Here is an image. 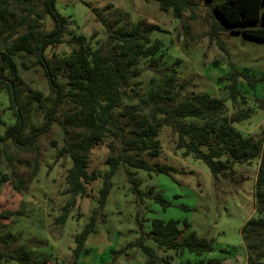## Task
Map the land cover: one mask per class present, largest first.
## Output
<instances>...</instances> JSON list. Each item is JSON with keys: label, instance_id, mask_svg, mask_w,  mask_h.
Masks as SVG:
<instances>
[{"label": "rangeland", "instance_id": "rangeland-1", "mask_svg": "<svg viewBox=\"0 0 264 264\" xmlns=\"http://www.w3.org/2000/svg\"><path fill=\"white\" fill-rule=\"evenodd\" d=\"M216 1L191 0L192 12L183 11L176 18L171 9L161 11L156 0H56V9L67 20V33L62 43L49 46L45 53L48 57L61 56L87 41L93 47L105 46L107 25L113 31L121 25L130 28L139 21L156 24L161 30L153 31L150 36L152 40H161L157 52L159 62L151 66L147 58L140 60V75L124 88L127 97L121 100L115 115L126 105L137 102L139 96H146L158 77L170 68L176 71L180 96L189 92L209 93L222 98L232 112L234 108L225 88L228 81L218 78L228 74L233 64L256 79L252 88L239 78L238 86L246 99L240 107L252 110L234 126L244 133L259 136L264 129V41L221 29L222 24L212 10ZM213 31L223 48L211 35ZM31 59L33 56L27 58L28 64ZM18 74L21 78L16 91L18 105L25 118L24 133H28L44 124L52 95L37 66L23 70L18 64ZM29 88L41 91L45 99L28 103ZM70 105L66 102L57 111V118L61 119V113ZM14 121L9 97L3 88L0 91V132ZM67 129L64 132L55 121L29 148L18 149L10 141L0 145V264H22L8 257L21 248L29 252L31 264L46 261L51 264H145L148 256L142 246L149 247L155 257L167 260L168 264L199 259L201 264L246 263L241 228L255 214L258 160L235 164L233 173L218 177L214 182L207 165L192 155H182V150L175 147L177 136L169 126L160 128L159 154L144 153L143 156L151 164H167L175 170L157 173L121 163L109 179L108 194L96 217L94 230L84 241L83 249L87 252L74 257V235L82 231L93 208L98 206L104 175L109 170L105 163L110 153L108 143H114L115 152L120 143L109 135L92 147L86 170L88 173L97 171L99 176L86 184L87 196L72 197L65 192L71 159L66 153L58 157L65 139L76 130ZM156 194L163 202L155 199ZM73 199L74 206L66 220L60 222L62 207ZM154 219H176L180 227H184L186 221L189 226L184 227L180 239L193 230L199 237L212 239L213 249L196 256L158 247L149 235ZM210 258L219 261L210 262Z\"/></svg>", "mask_w": 264, "mask_h": 264}, {"label": "trees", "instance_id": "trees-1", "mask_svg": "<svg viewBox=\"0 0 264 264\" xmlns=\"http://www.w3.org/2000/svg\"><path fill=\"white\" fill-rule=\"evenodd\" d=\"M156 1L161 11L171 9L176 18L183 11L193 10L191 0ZM55 3L56 0H0V91L6 89L9 108L15 116V121L3 133L0 132V145L10 141L18 149L29 148L55 121L63 127L64 132L68 131L67 127L76 129L69 139H65L58 157L66 153L71 159L65 177L68 185L65 192L72 197H85L86 184L99 176L97 171L88 173L86 170L90 150L109 135L120 143L116 152L114 143H108L110 153L105 163L109 165V170L104 175L98 206L93 208L82 231L74 235V257L87 252L83 249L84 241L94 230L96 217L108 194L109 179L121 163L157 173L175 170L167 164H151L143 156L144 153L149 156L159 154L160 128L169 126L177 136L175 147L182 150V155H192L207 165L214 182L218 177L233 173L235 164L258 160L254 183L255 214L243 224L241 237L247 252L245 264H264V129H261L259 136H255L234 126L248 117L252 110L250 107H240L246 103V99L240 92L239 78L252 88L256 79L233 64H230L228 74L218 78L219 81H228L225 88L234 108L229 112L222 98L209 93L189 92L180 96L176 71L170 68L158 77L146 96H139L137 102L126 105L115 115L121 100L127 97L124 88L130 80L140 75V60L147 58L151 66L159 62L157 52L161 40H152L150 35L161 28L144 21L130 28L121 25L113 31L107 25L105 46L93 47L87 41L67 54L48 57L46 49L62 43L67 33V20L58 12ZM212 10L222 24L221 29L264 41V0H217ZM101 20L104 21L102 17ZM211 35L223 48L217 33L213 31ZM32 56L28 64L27 58ZM214 63L217 64V61ZM18 64L23 70L37 66L52 95L45 111L44 124L32 128L28 133H24L25 118L16 92L21 82ZM44 99L45 96L38 89H28V103ZM66 102L71 105L61 113L62 118L59 119L56 113ZM155 199L163 202L159 194ZM74 204V199L66 201L58 217L60 222L66 220ZM179 223L176 219H154L149 235L158 247L178 253L185 251L201 256L213 249L212 239L199 237L193 230L180 239L184 227L189 224L184 221V227H180ZM142 248L148 256L145 264L159 261L168 264L167 260L155 257L149 247ZM8 257L22 264L32 263L29 252L24 248ZM208 260L219 261L217 258ZM201 262L199 259L186 261L185 264Z\"/></svg>", "mask_w": 264, "mask_h": 264}, {"label": "crops", "instance_id": "crops-1", "mask_svg": "<svg viewBox=\"0 0 264 264\" xmlns=\"http://www.w3.org/2000/svg\"><path fill=\"white\" fill-rule=\"evenodd\" d=\"M86 251H87V250H86ZM184 252H185V251H184ZM45 264H51V263H49V262L46 261Z\"/></svg>", "mask_w": 264, "mask_h": 264}]
</instances>
